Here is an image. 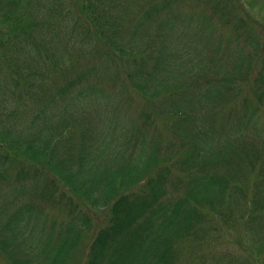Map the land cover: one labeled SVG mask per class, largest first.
Masks as SVG:
<instances>
[{
  "label": "trees",
  "instance_id": "1",
  "mask_svg": "<svg viewBox=\"0 0 264 264\" xmlns=\"http://www.w3.org/2000/svg\"><path fill=\"white\" fill-rule=\"evenodd\" d=\"M236 1L134 0L129 16L127 0H0V61L12 69L0 120L5 94L23 95L19 63L34 95L23 129L0 123L30 164L7 169L0 157V264L74 262L95 225L70 192L105 214L81 264H179L186 244L218 248L233 223L243 225L237 250L209 261L264 264V30L246 26ZM64 16L62 69L43 30ZM122 78L152 101L147 110L119 106Z\"/></svg>",
  "mask_w": 264,
  "mask_h": 264
},
{
  "label": "rangeland",
  "instance_id": "2",
  "mask_svg": "<svg viewBox=\"0 0 264 264\" xmlns=\"http://www.w3.org/2000/svg\"><path fill=\"white\" fill-rule=\"evenodd\" d=\"M42 2H46L47 0H40ZM238 3L240 4V6L244 3V9H245V13L247 14L248 18L243 15L238 14L239 16H242L245 19V23L247 27L251 26V30H253L254 32L258 33V29L257 28H261L264 30V0H237ZM236 1V2H237ZM127 0L124 8H123V12H127V14L129 16H132L133 13L135 12V5L133 4L134 0L130 1ZM68 4V2L65 3V5ZM249 6L248 7H246ZM232 6V5H231ZM237 5L233 4V10L235 9ZM40 7V6H39ZM20 11H18V14L20 15L21 21H29L30 19V3H22V6H20ZM41 10L42 7H40ZM183 10H187V9H182L181 11L183 12ZM36 9L33 8L32 13L35 14ZM45 11V10H43ZM237 11V10H236ZM34 16V15H33ZM73 16V15H72ZM71 16L69 17H62V18H56V19H52L51 17L48 19V23L50 24L49 29H45L43 30V37L48 41V46L54 48L55 54L52 56L60 65V67L62 69H64L67 65H69L71 63V57H69V55L66 54V52L64 50H67L65 48L66 46V42L69 40L70 35L68 36V34L70 33V27L71 25L68 27V20L70 19ZM4 29H7V26L4 24L0 23V30L4 31ZM28 35L30 36V30H28ZM69 31V32H68ZM260 32V31H259ZM261 33V32H260ZM68 38V40H67ZM27 40H30L29 38ZM45 40V41H46ZM46 41V42H47ZM28 49L30 50V47H32L30 45V42H28ZM15 52V50H13V53ZM21 65V67L23 68V70L20 71V73L17 72V74H14L16 76L18 85H19V92L23 91V95H21L20 97H13L11 98L9 96V94H5V98L3 100H5V104L4 106L8 107V114L6 117L3 118V121L0 120V123H4V125H7L9 127H11L12 125L15 128H19V129H23L24 128V123H26V121L29 118V114L31 111V105L33 103V101L31 100L34 95L32 96V98L30 99V97L27 94H30V86L28 85V83L26 81L29 82L28 79H25V63H19ZM51 63H47V65H49L50 67L53 65H50ZM11 67L9 66L7 63H5L4 61H0V79L2 81V83L5 86L4 90H9L10 86L7 84H5V79L12 74V69L8 68ZM257 67V64L254 68ZM59 70V66L58 67H51L49 70L50 73V77L51 76H55ZM255 71V70H254ZM46 74V73H45ZM60 74V73H59ZM58 74V75H59ZM13 75V76H14ZM56 75V76H58ZM49 77V79H50ZM106 80H104V83L106 85L113 86V83L111 81H109L107 78H104ZM49 83V82H47ZM103 84V82H100ZM126 83V95H123V100L120 99L119 102V106L122 107L124 109V111L127 113H135L136 111L138 112L139 109L143 108L145 110H147L149 108V106L151 105L152 101L149 99H145L143 97H141L134 89V86L132 85L131 82H129V80L122 78L121 80V84ZM251 83V82H250ZM247 87V86H246ZM110 89H113V87H110ZM248 92L245 91L242 93V95L246 94ZM88 111H85V113ZM163 123L162 121H159L157 123L154 124L155 127H159L161 126ZM18 125V126H15ZM3 155L6 156L7 161H5V164L8 165L7 169H19L22 166L25 167H29L30 164L28 162L25 161H21V160H25L24 158L26 156H24L21 153V150L18 149L17 145L15 144L14 141H8L7 139L4 140L0 139V157L4 158ZM70 192V190H68ZM74 193V194H73ZM71 194V196L73 197L72 199H74L75 203H77V205L79 206V209L81 211H86L89 215L90 218H92L95 227H92L91 230H88L86 232L82 233V239L79 242V244L77 245V249L75 251V260L72 264H81V262L84 259V255H85V251H86V245L88 243V241L90 240V238L92 237L93 234V230H95L98 226H101L104 224L105 222V214L103 213L102 210H98L96 208H92L90 207L86 202H84L77 193L73 192ZM51 213H53L54 215H56L59 219H68L69 215L66 212H62L60 210V208L58 207H50L48 209ZM235 228H231V230L228 231L227 226L223 225V227L220 228V232H223L220 235H217L218 240L220 241L219 243H221V245H218V248H214V246L212 247H206L203 248L201 250L197 249L196 247H191L190 243L186 244V246H184L181 250L182 252V256H181V260L179 262V264H198L196 258L197 256H203L205 257V264H214V261L211 262L209 261L208 257H217V254H219L221 251L223 252L224 249H230V250H237V245L239 243L238 241V236L241 234V232H237L236 233V228L238 229H242L243 225L239 224L236 227V223L234 224ZM212 227V225H211ZM213 228V227H212ZM215 229V228H214ZM217 230H219V224H218V228ZM244 236L246 238L250 237V234L248 232H246V234H244ZM213 244H209L206 246H211ZM242 249L239 248L238 253H241ZM202 252L205 255H200L199 253ZM185 260H187V262H185ZM79 263H78V262ZM184 261V262H183Z\"/></svg>",
  "mask_w": 264,
  "mask_h": 264
}]
</instances>
